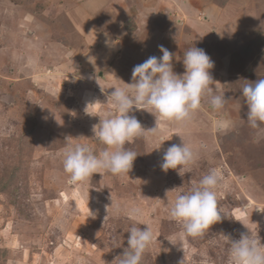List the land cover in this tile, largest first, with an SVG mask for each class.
<instances>
[{
  "label": "rangeland",
  "instance_id": "obj_1",
  "mask_svg": "<svg viewBox=\"0 0 264 264\" xmlns=\"http://www.w3.org/2000/svg\"><path fill=\"white\" fill-rule=\"evenodd\" d=\"M224 1L0 0V182L13 181L0 192V264H119L132 226L153 232L141 264H229L226 236L249 230L264 244V125L249 126L241 94L264 78V0H238L245 7L216 21L210 8L234 0ZM231 35L254 46L240 49L234 38L228 52ZM161 45L177 74L184 52L200 45L214 61L224 108L214 112L205 97L185 125L157 120L155 132V116L134 108L145 130L125 145L138 154L129 175L69 183L65 147L104 149L92 126L114 113L111 87L131 83L134 66L162 56ZM97 99L104 104L90 108L98 116L86 114ZM222 117L235 126L214 133ZM181 138L196 151L194 163L181 175L162 171L164 151ZM211 169L222 176L224 217L201 237L184 236L170 208ZM133 208L138 219L128 215Z\"/></svg>",
  "mask_w": 264,
  "mask_h": 264
},
{
  "label": "clouds",
  "instance_id": "obj_2",
  "mask_svg": "<svg viewBox=\"0 0 264 264\" xmlns=\"http://www.w3.org/2000/svg\"><path fill=\"white\" fill-rule=\"evenodd\" d=\"M105 43L107 45L109 41L106 39ZM159 50L162 56H150L134 66L131 83L123 82L111 87L114 91L107 102L110 98L114 113L101 118L92 114L90 106H99L104 102L97 99L86 103L85 113L99 117V123L92 126L93 137L105 147L96 154L87 144L69 143L62 154L63 171L68 175L69 183L76 185L104 172L116 176L129 175L138 154L125 145L132 143L145 130L137 117L129 114L134 108L155 116L153 132L157 131V120L185 125L201 109L205 97L209 98L214 112L224 108L228 99L211 75L214 61L204 49L194 46L184 52L183 74L173 70L174 54L163 45L159 46ZM241 94L247 105L249 126L256 129L264 125V78L244 84ZM234 126L231 119L224 117L212 121L214 133H226ZM196 156V151L182 139L181 144H172L164 151L160 168L164 172L176 170L181 175L194 163ZM221 184L220 172L211 169L187 192L176 195L170 217L181 226L184 236L201 237L209 227L222 220L224 216L217 201ZM128 215L138 219L140 211L133 208ZM128 232V246L120 255L119 264H141L153 240L152 229L148 225L143 230L132 226ZM226 237L230 244L229 264H264V244L250 230L241 233L239 239Z\"/></svg>",
  "mask_w": 264,
  "mask_h": 264
},
{
  "label": "crops",
  "instance_id": "obj_3",
  "mask_svg": "<svg viewBox=\"0 0 264 264\" xmlns=\"http://www.w3.org/2000/svg\"><path fill=\"white\" fill-rule=\"evenodd\" d=\"M239 5H241L242 7H245L244 5H243V2H241V1H238V0H234V1H232L231 3H230V5L227 7V8H225V7H220V6H216V5H214V8H210V10H211V12L212 13H214V16H215V18L217 19V18H219V19H223V16L224 17H227V16H230L231 17V15L232 14H236V10H237V6H239ZM213 7V6H212ZM262 7H263V5H262ZM223 8H225V9H223ZM223 15V16H222ZM248 18V15H246V19ZM216 19H214V24H215V20ZM219 19H217L216 21H218ZM243 22V20H242V18H240V20H238V21H236V23L237 24H240V23H242ZM250 25V24H249ZM249 25H247L249 28H254V27H256L255 26V24H253V25H251V26H249ZM200 42H202L201 40H200ZM193 45V44H192ZM196 45H197V43H196ZM200 46V45H199ZM198 46V47H199ZM226 64V63H225Z\"/></svg>",
  "mask_w": 264,
  "mask_h": 264
},
{
  "label": "trees",
  "instance_id": "obj_4",
  "mask_svg": "<svg viewBox=\"0 0 264 264\" xmlns=\"http://www.w3.org/2000/svg\"><path fill=\"white\" fill-rule=\"evenodd\" d=\"M223 2L224 3H221L222 5H225V1L223 0ZM244 36H247V35H245V34H243ZM237 39L238 41H240V42H237V44H236V46L237 47H239L240 49L243 47V46H245L247 49L250 47V46H254L253 44H247V45H245L243 42H244V40L240 37V35H231V36H227V39H229V40H226V41H228V43H230V44H226V48H227V50H228V52H230L229 50H233V47H230L231 49H229L228 47L230 46V45H232L233 44V39ZM241 42H242V44H241ZM234 45V44H233ZM239 45V46H238ZM235 47V46H234ZM244 47V48H245ZM244 48L242 49V50H244ZM15 172H16V170H15ZM15 175H17L16 173H14V176ZM13 183V181H11V180H7V181H5V180H3V179H1V182H0V192L2 193V192H4V191H6L7 189H9V187H10V184H12Z\"/></svg>",
  "mask_w": 264,
  "mask_h": 264
},
{
  "label": "water",
  "instance_id": "obj_5",
  "mask_svg": "<svg viewBox=\"0 0 264 264\" xmlns=\"http://www.w3.org/2000/svg\"><path fill=\"white\" fill-rule=\"evenodd\" d=\"M102 76V75H101Z\"/></svg>",
  "mask_w": 264,
  "mask_h": 264
}]
</instances>
